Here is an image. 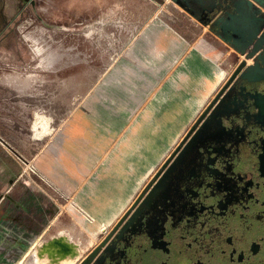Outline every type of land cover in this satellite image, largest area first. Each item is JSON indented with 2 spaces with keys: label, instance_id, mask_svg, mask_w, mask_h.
<instances>
[{
  "label": "crops",
  "instance_id": "obj_1",
  "mask_svg": "<svg viewBox=\"0 0 264 264\" xmlns=\"http://www.w3.org/2000/svg\"><path fill=\"white\" fill-rule=\"evenodd\" d=\"M24 1L0 0V56L10 61L24 59ZM29 1L31 6L35 0ZM54 1L43 0L33 16L37 41L67 25L52 19ZM88 1L74 4L83 8L82 15L106 6L104 0ZM182 11L188 21L208 26ZM186 31L145 21L130 43L133 57H120L95 87L78 100L76 92L63 101L64 93L54 92L49 110L66 113L58 122L38 116L24 128V96L35 93L0 92V119L11 115L0 120V161L24 160V184L15 179L7 189L11 199L0 207L5 209L0 237L15 241L13 249L25 250L52 232L76 244L81 254L85 238L99 235L132 203L226 79L218 59ZM208 32L234 49L209 26ZM31 166L49 185L31 176Z\"/></svg>",
  "mask_w": 264,
  "mask_h": 264
},
{
  "label": "flooded vegetation",
  "instance_id": "obj_2",
  "mask_svg": "<svg viewBox=\"0 0 264 264\" xmlns=\"http://www.w3.org/2000/svg\"><path fill=\"white\" fill-rule=\"evenodd\" d=\"M179 1L220 31L221 0ZM226 93L73 264H264V81Z\"/></svg>",
  "mask_w": 264,
  "mask_h": 264
},
{
  "label": "rangeland",
  "instance_id": "obj_3",
  "mask_svg": "<svg viewBox=\"0 0 264 264\" xmlns=\"http://www.w3.org/2000/svg\"><path fill=\"white\" fill-rule=\"evenodd\" d=\"M76 1L81 2L54 1V7H50L54 14L52 19L67 25L57 33L46 31L44 42L36 40L38 34L33 32L31 27L36 24L33 16L44 2L35 0L33 5L28 6L30 1H24V59L16 57L14 61H10L5 55L0 56V73L3 76V80H0V92H33L32 95L35 93V96H24V128L38 116H43L44 121L54 119L56 122L64 118L65 112H53L47 106L57 99L54 92L64 93L62 97L60 95L62 101L68 99V92H76L78 100L83 92L95 87L106 73L112 72L120 57H133L130 54V43L138 34L140 25L148 20L162 25L178 26L185 33L188 29L189 34L205 45L208 53L218 59L225 70L226 78L242 57L234 49L223 47L219 41L211 39L213 37L208 32V26L200 27L198 22L188 21L182 8L173 0H104L106 6L103 9L94 7L93 16L82 15L83 8L74 6ZM71 2L72 5L69 4ZM93 2L99 4L100 0ZM57 4L59 6L55 7ZM86 11L89 12V7ZM52 35H55V38ZM6 75L15 78L6 80ZM37 92L41 96H37ZM73 97L71 96V99ZM36 109L43 110L35 114ZM1 118L0 120L11 119V115L5 113ZM15 179V182L24 184V160H1L0 207H4L11 199L7 189ZM23 190L24 188L21 189ZM21 193L17 192L16 196ZM0 213L4 214L5 209H0ZM4 232V227L0 226V233ZM56 236L58 235L50 232L40 239L33 240L24 250L22 246L13 249L16 242L1 235L0 254H3V257L0 264H46L39 255L44 256L50 247H60L53 242L45 244ZM62 239L72 246L73 242L68 238ZM98 240L99 235L87 236L83 247L89 249ZM74 246L77 254L72 256L73 263L80 256L78 247L76 244ZM84 248L82 252H85ZM72 262L70 264H73Z\"/></svg>",
  "mask_w": 264,
  "mask_h": 264
},
{
  "label": "water",
  "instance_id": "obj_4",
  "mask_svg": "<svg viewBox=\"0 0 264 264\" xmlns=\"http://www.w3.org/2000/svg\"><path fill=\"white\" fill-rule=\"evenodd\" d=\"M173 1L200 20L194 12L184 7L179 0ZM220 5L226 7L227 17L223 20L220 25L221 29L216 31V34L230 42L234 50L242 55V59L186 131L182 141L187 139L190 141L198 136L201 125L199 123L204 114L209 109L221 104L223 96L227 94L226 92L233 91L238 79L246 82L264 81V0H221ZM249 60L252 62L249 63ZM181 142L175 146L171 152L172 154L181 152ZM167 161L168 159L162 163L161 168H164ZM143 191L140 195H142ZM140 195L133 200L131 206L138 202ZM133 214L134 212L131 215Z\"/></svg>",
  "mask_w": 264,
  "mask_h": 264
},
{
  "label": "bare ground",
  "instance_id": "obj_5",
  "mask_svg": "<svg viewBox=\"0 0 264 264\" xmlns=\"http://www.w3.org/2000/svg\"><path fill=\"white\" fill-rule=\"evenodd\" d=\"M62 240V237H55L52 240L45 242V244L53 242V244H57V246H60L61 248L50 247L51 249L45 253L44 256L39 255V257L42 258V262L46 264H70L73 261L72 256L77 254V249L74 246L75 244L73 243L72 246H70L67 244L68 241L66 242Z\"/></svg>",
  "mask_w": 264,
  "mask_h": 264
},
{
  "label": "built area",
  "instance_id": "obj_6",
  "mask_svg": "<svg viewBox=\"0 0 264 264\" xmlns=\"http://www.w3.org/2000/svg\"><path fill=\"white\" fill-rule=\"evenodd\" d=\"M29 171L31 172V176L34 175L37 179L41 180L42 182H44L45 184L49 185V181L43 177L41 174H39V172L34 168V167H29ZM30 176V179L32 181H35V179L33 177Z\"/></svg>",
  "mask_w": 264,
  "mask_h": 264
}]
</instances>
